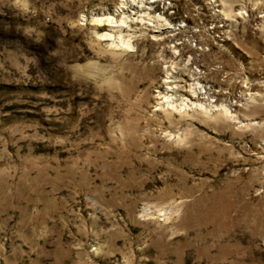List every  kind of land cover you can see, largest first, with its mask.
Segmentation results:
<instances>
[{"label":"rangeland","instance_id":"rangeland-1","mask_svg":"<svg viewBox=\"0 0 264 264\" xmlns=\"http://www.w3.org/2000/svg\"><path fill=\"white\" fill-rule=\"evenodd\" d=\"M0 264H264V0H0Z\"/></svg>","mask_w":264,"mask_h":264},{"label":"bare ground","instance_id":"bare-ground-1","mask_svg":"<svg viewBox=\"0 0 264 264\" xmlns=\"http://www.w3.org/2000/svg\"><path fill=\"white\" fill-rule=\"evenodd\" d=\"M128 7V3L124 2L123 5H121L120 7V11L123 12L122 9H127ZM131 7V5L129 6ZM128 7V8H129ZM122 15H126L125 13H123ZM127 16V15H126ZM127 17H130L129 15ZM127 17H122V21H121V24H125V22L127 21L126 18ZM104 20V19H103ZM101 20V21H103ZM107 22H113V20L106 18L105 19ZM109 37L112 39V35H109ZM168 84H175V81H168L167 82ZM192 87H195L194 85H191ZM174 88V87H173ZM167 100H168V104L170 103V106L174 107V106H189L190 108H201L203 106H205L207 103H209V101H207L206 98L200 96L198 93L194 92L192 94H189L187 95L185 98H179L177 97L175 94H173V92H171L170 94H168V97H167ZM211 107H215V106H211Z\"/></svg>","mask_w":264,"mask_h":264}]
</instances>
